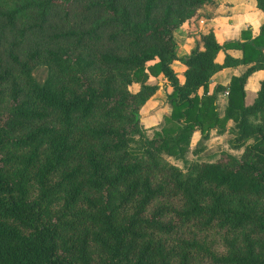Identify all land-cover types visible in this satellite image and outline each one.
<instances>
[{"label": "trees", "instance_id": "1", "mask_svg": "<svg viewBox=\"0 0 264 264\" xmlns=\"http://www.w3.org/2000/svg\"><path fill=\"white\" fill-rule=\"evenodd\" d=\"M207 1L0 0V264H264V77L244 103L246 78L264 69V23L242 40L202 34L180 82L174 31ZM223 47L242 56L219 63ZM238 64L249 65L197 93ZM160 73L171 111L149 136L139 109ZM228 118L238 155L166 158L185 159L194 130L199 151Z\"/></svg>", "mask_w": 264, "mask_h": 264}, {"label": "crops", "instance_id": "2", "mask_svg": "<svg viewBox=\"0 0 264 264\" xmlns=\"http://www.w3.org/2000/svg\"><path fill=\"white\" fill-rule=\"evenodd\" d=\"M198 14L199 16L196 19L182 22L174 31L177 57L172 61V67L180 82L184 81V71L186 69V65L181 61L180 57L187 54L196 45L202 47V34L212 30L220 43L234 39L242 40V30L247 29L253 37L260 32L261 25L264 23V12L256 6L255 0H210L198 9ZM199 18H203V22H199ZM226 54L240 58L242 56V50L238 47H223L217 52L215 60L219 63L222 62ZM149 62H153V60ZM248 65L238 64L236 66L220 68L211 75L205 89L200 86L197 89V93L199 95L204 92L210 94L214 91L216 84L227 85L232 76L240 75ZM263 77L264 69L262 68L256 69L248 75L244 83L245 104H250L254 100ZM147 81L149 83H155L158 86L155 92L139 109L141 123L145 128H150L159 125L164 115L170 113L171 107L167 102L166 95L172 90V87L161 73L157 75L149 74ZM139 86V82H133L129 88L131 91H136ZM215 96L216 112L219 117H223L228 101L227 89L218 90ZM233 124V119L228 118L225 122V129L222 132H219L217 128H212L208 138L203 140V145L197 152L192 150L196 142L200 139V131L194 130L189 140V145L190 143L191 146L194 145L190 147L192 148L191 151L195 154L194 157L202 156L204 152L213 155L212 152L216 153L219 143L222 140L227 143V146L223 147L222 150L232 154L238 152L239 154L241 149H233L228 145V140L232 136L230 128Z\"/></svg>", "mask_w": 264, "mask_h": 264}, {"label": "rangeland", "instance_id": "3", "mask_svg": "<svg viewBox=\"0 0 264 264\" xmlns=\"http://www.w3.org/2000/svg\"><path fill=\"white\" fill-rule=\"evenodd\" d=\"M32 74H33V77L38 81V82H42L43 80H44V78L46 77V74H47V68L44 66V65H38V66H36L33 70H32ZM141 117V116H140ZM164 119V118H163ZM163 119H162V122H163ZM162 122L159 124V125H157V126H153V127H150V128H146L147 130H146V132H147V134L149 135V136H154V131H155V129H157V128H159L160 127V125L162 124ZM131 145L133 146V147H135V146H138L139 145V142H138V140H137V138H134V139H132L131 140ZM194 146V145H193ZM193 146H191V143H190V145L188 144V149H187V151L185 152V156L183 157V158H185V159H182V157H177L176 155H166V158L170 161V162H172V163H175L176 165H178V166H180V167H184V165H185V162L187 161V159H196V158H202L203 160H208V159H214V158H216L217 157V155L219 154V153H221V151H223L222 150V148L223 147H226L227 146V143L224 141V140H222L220 143H219V146H218V148H217V151H216V153H214V152H212L213 153V155L212 154H206L207 152H204L203 153V155L202 156H195L194 157V153L191 151V149L192 148H190V147H193ZM212 151H214V150H212ZM235 151V150H234ZM236 154H238V152H235ZM204 155H207V156H204ZM214 236H217L216 234H214V233H212V234H210V235H208V242L210 241V240H212V239H214Z\"/></svg>", "mask_w": 264, "mask_h": 264}, {"label": "built area", "instance_id": "4", "mask_svg": "<svg viewBox=\"0 0 264 264\" xmlns=\"http://www.w3.org/2000/svg\"><path fill=\"white\" fill-rule=\"evenodd\" d=\"M198 21H199V22H203V18H199Z\"/></svg>", "mask_w": 264, "mask_h": 264}]
</instances>
